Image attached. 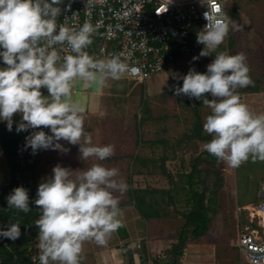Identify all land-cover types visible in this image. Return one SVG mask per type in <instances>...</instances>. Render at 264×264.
Segmentation results:
<instances>
[{
	"label": "clouds",
	"instance_id": "obj_1",
	"mask_svg": "<svg viewBox=\"0 0 264 264\" xmlns=\"http://www.w3.org/2000/svg\"><path fill=\"white\" fill-rule=\"evenodd\" d=\"M72 3L0 0V122H6L8 131L15 123L17 133L28 132L25 147L32 154L38 150L67 153L70 148L61 143L65 141L78 146L81 160L105 161L114 155L115 146L93 142L85 128L86 109L73 94L74 84L80 81L85 88H103L126 73H141V68L130 66L123 52L90 54L93 36L105 34L99 33L103 21L93 24L86 18L81 24L80 12L72 10ZM161 3L166 12L173 0ZM91 4L87 0V17ZM216 8L215 13L209 8L203 13L206 23L197 33V43L203 48L193 60L216 51L230 27L240 29L220 4ZM123 16H130V11ZM114 28L123 30V25L117 23ZM106 34L115 36L113 25H107ZM246 61L243 52L218 51L204 72L191 67L177 76L182 85L172 88L174 95L195 98L211 109L203 123L211 139L201 148L232 169L250 159L264 161V112L251 109L238 91L253 83ZM14 114L19 115L18 121ZM127 190L116 167L93 162L87 168L72 169L56 164L51 175L38 184L31 201L40 212L34 222L38 229L35 264H81L85 242L105 245L123 227L120 205ZM6 201L8 208L31 210L29 190L24 186L13 188ZM20 236L19 221L0 227V238L15 241ZM248 259L250 264H260L264 257L250 255Z\"/></svg>",
	"mask_w": 264,
	"mask_h": 264
},
{
	"label": "rangeland",
	"instance_id": "obj_2",
	"mask_svg": "<svg viewBox=\"0 0 264 264\" xmlns=\"http://www.w3.org/2000/svg\"><path fill=\"white\" fill-rule=\"evenodd\" d=\"M226 11L240 25V29L234 30L230 27L224 42L210 56L193 60L194 56H199L200 50L193 55L178 57L162 71L140 83L128 80L126 76L127 79L110 81L112 87L108 90L109 97L105 98L98 94L99 87L95 85L85 88L83 82L78 81L73 87L75 99L83 104L89 114L92 113L91 110L99 109V104L102 108L96 112L99 113L101 110V117L87 115L89 122L88 124L85 122V128L87 127L93 135L95 129L92 127H95L99 132L98 136L105 138L107 144L119 145L121 153L125 149L134 152L135 159L130 167H126V172L132 177V188L143 190L146 201H149V190L152 189L150 199L160 204L159 202L164 200L163 191L171 189L172 186L178 193L188 197L190 183L186 181V176L197 169L198 172L196 171L194 174L196 176L191 181V190L205 194L210 223L202 237L195 239L190 234L187 235L178 264H243V256L239 258L235 251L238 222L244 215L239 208L259 200L258 185L264 180V161L253 162L250 159L239 168L232 169L202 150V143L211 139V135L203 129L204 118L210 114L211 109L200 100L174 95L172 91L173 86L182 85V80L177 79L178 75L186 74L191 67L204 72L216 52L228 51L230 54L243 52L247 57L246 62L253 83L238 91L242 101L251 109L264 112V0H228ZM209 99L212 97L209 96ZM13 119L19 120V115L14 114ZM198 127L202 135L209 137L206 141L199 136L201 133L198 134L196 129ZM61 143L69 147L70 151L38 152L37 173L34 174L37 187L51 175L46 170L52 167L44 165V161L51 157L59 163L67 158L66 161L69 163L63 166H70L72 169L87 168L94 162L93 158H88L82 160L80 165L78 148L68 145L65 141ZM169 158H174L175 161L180 159L181 164L175 167L179 169L172 172L167 167L170 166L167 164ZM5 169L7 166L1 157L0 187L8 182V176L5 180L7 172ZM120 173L123 174L122 169ZM29 175L32 177V173ZM188 204L184 210L186 212L191 209V205ZM120 206L124 210L123 225L129 236L127 247L131 249L133 255L135 244L140 243L143 248L140 238L144 224L140 220L141 217L138 218L134 201L129 200L126 192L121 198ZM158 207L160 208L159 205ZM166 223L170 228L168 232L171 233L172 240H176L184 224V216L171 214ZM37 232V226L33 224L28 234L15 240L20 249L26 248L31 252L33 262V256L38 251ZM126 240H122L115 232L103 246L93 241L85 242L81 264H128V256L124 251ZM170 247L161 252L159 261L167 263L171 259ZM197 248L199 251L194 253ZM191 252L193 253L190 255ZM189 255L196 259L188 261Z\"/></svg>",
	"mask_w": 264,
	"mask_h": 264
},
{
	"label": "built area",
	"instance_id": "obj_3",
	"mask_svg": "<svg viewBox=\"0 0 264 264\" xmlns=\"http://www.w3.org/2000/svg\"><path fill=\"white\" fill-rule=\"evenodd\" d=\"M227 1L173 0L164 12L161 0H92L88 5L90 17H87L84 11L87 0H73L72 10L80 12L81 24L86 18H90L93 24L97 20L103 21L99 33L105 34L93 36L89 53L104 56L123 52L130 66L141 68L139 74L129 72L124 76L140 83L178 57L195 54L201 47L197 43V33L206 23L203 13L209 9L215 13L217 4L227 13ZM126 10L130 11L128 17L123 16ZM67 14L71 15V12ZM117 23L123 25V30L114 28ZM107 25H113L115 36L106 34ZM258 197L255 204L239 209L244 215L238 223L237 249L243 256V264H250V255L258 259L264 257V180L258 185ZM134 249L133 264H148L142 245L137 243ZM260 264H264V260Z\"/></svg>",
	"mask_w": 264,
	"mask_h": 264
},
{
	"label": "trees",
	"instance_id": "obj_4",
	"mask_svg": "<svg viewBox=\"0 0 264 264\" xmlns=\"http://www.w3.org/2000/svg\"><path fill=\"white\" fill-rule=\"evenodd\" d=\"M202 47L203 45L201 44L198 51H200ZM196 129L198 134L199 132L201 133L199 136H202V140L206 141L209 138L202 135L200 127ZM30 131L31 130H29V132ZM45 131H47V129H45ZM27 135L28 132L22 131L17 133L15 131V125H13L12 131L0 127V151L5 160L9 174L7 184L0 187V227H6L9 221H19L21 236L28 234L32 230L34 221L38 219L40 215L38 206L31 203V201L36 198L37 185L35 184L34 176L37 173L36 159L40 150H38L36 154H32L31 149L25 147V137ZM196 171L192 170V172L186 176V181L190 183L189 196L187 198L189 203H191V209L183 214L184 224L179 231L176 243L173 244L169 250L171 259L165 264L179 263L178 258L182 255V250L187 241L188 234L196 239L202 237L208 230L210 220L207 217L205 194L202 192L196 193L191 190V181H193L192 179ZM30 173H32V177H30ZM17 186H24L29 190L31 210L27 213L15 208H8L6 196ZM152 193L153 190H149V201H146L143 190L131 187L135 208L139 216L144 220L156 218L158 216V209H156V207H158V205L160 206V204H158V201L150 199ZM117 233L121 236L122 240L127 238L124 225L117 230ZM124 248L128 256V264H133L131 249L128 248L127 245L124 246ZM146 260L147 257L145 258V262ZM0 264H33L32 255L26 248L20 249L15 241L7 238H0ZM151 264L161 263H159L158 260H153Z\"/></svg>",
	"mask_w": 264,
	"mask_h": 264
},
{
	"label": "crops",
	"instance_id": "obj_5",
	"mask_svg": "<svg viewBox=\"0 0 264 264\" xmlns=\"http://www.w3.org/2000/svg\"><path fill=\"white\" fill-rule=\"evenodd\" d=\"M122 78H126V77L123 76ZM111 87L112 86L109 84L106 87L99 88V93L98 94L101 97H104V98H105V96L109 97L108 96V90H110ZM100 108H101V105L99 104V109ZM99 109L91 110L92 113H90V114L87 111H85V116H86L85 117V122H87V124L89 122L87 120V115L88 114L89 115H96L97 118L102 116L101 110H100L99 113H96ZM16 121H18V120H16ZM14 125H15V123H14ZM0 127L6 128V122H0ZM92 128L95 129V131L92 132L93 133V135H92L93 142L94 143H100V144H107V143H105V140H106L105 138H100L98 136L99 132L97 131V129L95 127H92ZM86 130L89 131L87 127H86ZM96 134H97V136H96ZM115 146H116L115 147L116 152H114V155L109 157L107 160H105V161H96L95 158H93V159H94V162L102 163L105 166H115L120 171L122 169V173L124 175L123 174H121V175L124 176L123 178L125 179L126 183L128 184V190L126 191L127 196L129 198V200H131V199L133 200L132 194H131L132 177H131V175H127L126 167L127 166L130 167V165L133 163V160L135 159L134 158V152L125 149L123 151V153H121L120 152L121 151L120 146L119 145H115ZM74 147L78 148V146H75V145H74ZM50 152H52V150H50ZM0 156L4 160L1 151H0ZM170 159L171 158H169V163H167L170 166L167 165V167L172 172L175 169H179V168H175V167L176 166L179 167V165L181 164L180 163V159H177L176 161H175L174 158H172L171 160ZM66 160H67V158H65V160L63 159L62 163H59L57 160H55V158L51 157L47 161L46 160L44 161L45 162L44 165L45 166L48 165L49 167H52V168L58 163L61 164L62 166L63 165H68L69 161H66ZM88 162H90V161H88ZM79 164L82 165V160L81 159L79 160ZM170 167H172L173 169L170 168ZM52 168H50L49 170L47 169L46 172L51 174L52 173ZM3 170H4V168H3ZM5 170L7 171L6 172V177H5V180H6L7 176L9 177V174H8V169H5ZM167 174L169 175V172ZM184 174H187V173H184ZM195 176L196 175H194V177ZM8 180H9V178H8ZM168 190H170V191H168ZM168 190L167 191H163L165 193L164 196H163L164 200L159 202L160 203V208L156 207V209H158V216L156 218H149L148 220H144V219L140 218V216H138V218H140V220L143 221V224H144V229L141 232L140 240H141V242L143 244V251H144V253L147 256L146 262H148V264H151L153 260H158L159 261V259H160L159 255L161 254V252L163 250H165L167 247H170V246L172 247L173 244L176 243L177 239L176 240L173 239L174 240L173 241L171 233L168 232V230L170 228H169L168 224L166 223V219L171 214H178L179 216L183 215L186 212L184 210H186L185 208H187V203H189L187 196H184V195H181L180 193H178V191L175 190L173 186L171 187V189H168ZM255 203L256 202H254L252 204H255ZM189 204H191V203H189ZM189 204H188V206H189ZM249 205H251V204H249ZM206 206H207V204H206ZM137 215H138V213H137ZM125 231L127 233V238H126L127 240L124 239V240H126L125 243H124V246L127 245L128 238H129L128 231H127L126 227H125ZM237 233H238V227H237ZM237 242H238V238H237ZM171 247H170V249H171ZM197 251H199L198 248L194 250V253H197ZM235 251H236V254L239 256V258H241V254L239 253V251L237 249V244H236ZM192 253L193 252H191L190 255ZM199 256L200 257H204V255H199ZM184 259H185V257H184ZM187 259H188V261H193L192 259H196V258H191V256H190ZM159 263L165 264V263H163L161 261H159Z\"/></svg>",
	"mask_w": 264,
	"mask_h": 264
}]
</instances>
